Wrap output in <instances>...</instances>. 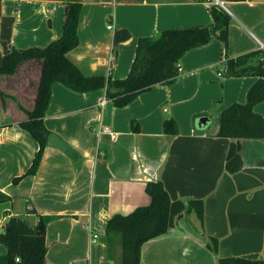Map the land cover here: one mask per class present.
Listing matches in <instances>:
<instances>
[{
  "label": "crops",
  "instance_id": "1",
  "mask_svg": "<svg viewBox=\"0 0 264 264\" xmlns=\"http://www.w3.org/2000/svg\"><path fill=\"white\" fill-rule=\"evenodd\" d=\"M79 1L78 44L66 56L84 75L112 79L127 75L139 38L167 28L211 26L209 7L220 6L215 0ZM218 1L230 17L226 46L212 37L189 49L171 83L156 84L123 107L114 106L104 89L78 92L53 82L43 123L70 150L47 143L31 175L23 176L38 143L18 123L34 105L41 61L26 60L14 73L0 74V191L10 197L0 202V228L9 216L30 225L49 217L45 264H119L117 236L111 258L106 256V222L147 205L145 185L156 179L171 199L203 201L202 229L217 238V256H264V139L233 140L240 146V168L230 173L225 158L231 140L216 134L221 111L244 103L260 76L257 69L264 68V0ZM64 3L0 0V19L13 18L9 50L58 38ZM120 28L129 37L113 45ZM227 59L235 60V74H226ZM253 110L264 118V99ZM201 116L207 120L198 126ZM169 118L175 134L164 132ZM181 216L196 232L201 228L193 212ZM172 230L142 244L140 264H216L206 242L177 221ZM5 252L0 244V254Z\"/></svg>",
  "mask_w": 264,
  "mask_h": 264
},
{
  "label": "trees",
  "instance_id": "2",
  "mask_svg": "<svg viewBox=\"0 0 264 264\" xmlns=\"http://www.w3.org/2000/svg\"><path fill=\"white\" fill-rule=\"evenodd\" d=\"M212 2V0H207ZM81 3L79 0H65L61 35L43 47L15 48L10 46L7 54L0 56V74H12L18 65L26 60L41 61L40 77L32 109L25 110L26 118L18 125L26 130L38 143L30 166L25 175L36 172L47 136L50 132L43 123V117L50 98V86L58 81L78 92L104 89L105 96L114 106L123 107L136 95L156 84H169L179 73L181 56L194 47L207 43L212 37L227 42L230 17L220 6L212 3L209 12L214 23L220 24L218 31L211 35L209 25H193L167 28L152 37L139 38L134 58L124 78L112 79L108 74L84 75L66 56L78 44L77 24ZM12 17L0 19V42L9 44ZM129 37V32L120 28L113 33V45ZM234 59L225 60L226 74H235ZM261 66V63H260ZM260 76L249 87L244 103H233L220 113L217 136L229 138L225 168L233 173L240 168L239 143L235 139H264V118L253 110L256 103L264 99V68L257 69ZM238 72V71H237ZM241 72V71H240ZM1 93V92H0ZM164 132L176 133V125L169 118L164 121ZM72 153V152H71ZM76 154V153H73ZM20 177L13 181L20 180ZM145 192L149 196L147 205L138 206L126 215L114 214L106 222V256L111 258V243L114 236L120 242L119 264H140L141 246L147 240L168 232L176 225L178 217L194 213L201 226L197 232L206 237V247L216 256V264H264V256L251 259L242 256H217L218 240L205 235L202 229L203 201L171 199L161 180L148 181ZM10 197L0 191V202ZM49 217L40 216L35 225L18 216H9L0 231V244L6 252L0 254V264H45V223ZM15 258L18 261H15Z\"/></svg>",
  "mask_w": 264,
  "mask_h": 264
},
{
  "label": "water",
  "instance_id": "3",
  "mask_svg": "<svg viewBox=\"0 0 264 264\" xmlns=\"http://www.w3.org/2000/svg\"><path fill=\"white\" fill-rule=\"evenodd\" d=\"M220 28V24L218 23H214L213 25H211L209 27V33L211 35H214L216 33V31ZM1 47V51L2 54H7L10 50L7 47L6 43H1L0 45ZM207 118L205 116H201L199 117L198 121H197V125L198 126H202L206 123ZM47 143H49L50 145L56 146L59 149L63 150V151H69L70 148L68 147V145L61 140L59 137H57L55 134L50 133L47 136ZM178 225L184 230L186 231L188 234L192 235L193 237L197 238L198 240H200L201 242L205 243L206 242V237L202 236L200 234H198L191 226L190 224L186 221V219L183 216H180L177 220Z\"/></svg>",
  "mask_w": 264,
  "mask_h": 264
},
{
  "label": "built area",
  "instance_id": "4",
  "mask_svg": "<svg viewBox=\"0 0 264 264\" xmlns=\"http://www.w3.org/2000/svg\"><path fill=\"white\" fill-rule=\"evenodd\" d=\"M215 2H216L217 4H219L220 6H223V4H222L221 1L215 0ZM107 28L111 29V28H112V24L109 23V24L107 25ZM105 101H106V98L103 97V98L100 100V105H103V104L105 103ZM104 130H105V131H109V130L106 129V128H105ZM169 231L172 232V231H173L172 228H169ZM95 236H96V235H93V237H95ZM15 261H18V259L15 258Z\"/></svg>",
  "mask_w": 264,
  "mask_h": 264
},
{
  "label": "rangeland",
  "instance_id": "5",
  "mask_svg": "<svg viewBox=\"0 0 264 264\" xmlns=\"http://www.w3.org/2000/svg\"><path fill=\"white\" fill-rule=\"evenodd\" d=\"M2 229V227L0 228V230ZM176 232L180 233V230H177Z\"/></svg>",
  "mask_w": 264,
  "mask_h": 264
}]
</instances>
